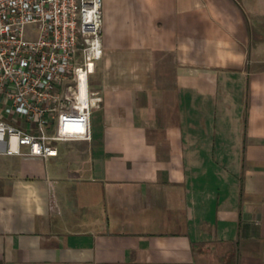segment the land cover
I'll list each match as a JSON object with an SVG mask.
<instances>
[{"label":"crops","instance_id":"0c3cea01","mask_svg":"<svg viewBox=\"0 0 264 264\" xmlns=\"http://www.w3.org/2000/svg\"><path fill=\"white\" fill-rule=\"evenodd\" d=\"M104 22L92 139L0 154V264H264V0Z\"/></svg>","mask_w":264,"mask_h":264},{"label":"built area","instance_id":"2783aa9c","mask_svg":"<svg viewBox=\"0 0 264 264\" xmlns=\"http://www.w3.org/2000/svg\"><path fill=\"white\" fill-rule=\"evenodd\" d=\"M104 25V0H0V154L49 159L59 142L92 139Z\"/></svg>","mask_w":264,"mask_h":264},{"label":"rangeland","instance_id":"374dc122","mask_svg":"<svg viewBox=\"0 0 264 264\" xmlns=\"http://www.w3.org/2000/svg\"><path fill=\"white\" fill-rule=\"evenodd\" d=\"M25 38L27 40H36L38 38V30L34 26H27L25 28ZM81 60L80 54L77 60V63H79Z\"/></svg>","mask_w":264,"mask_h":264}]
</instances>
